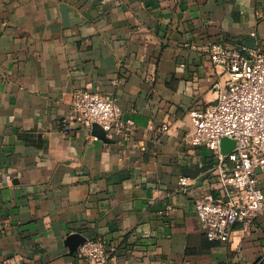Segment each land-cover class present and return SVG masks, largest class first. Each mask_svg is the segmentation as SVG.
Wrapping results in <instances>:
<instances>
[{"label": "crops", "instance_id": "obj_1", "mask_svg": "<svg viewBox=\"0 0 264 264\" xmlns=\"http://www.w3.org/2000/svg\"><path fill=\"white\" fill-rule=\"evenodd\" d=\"M215 41L264 52V0H0V264H82L75 234L117 245L108 264H264V218L220 242L196 213L228 190L187 136L227 78ZM83 88L117 99L129 139L63 130Z\"/></svg>", "mask_w": 264, "mask_h": 264}, {"label": "built area", "instance_id": "obj_2", "mask_svg": "<svg viewBox=\"0 0 264 264\" xmlns=\"http://www.w3.org/2000/svg\"><path fill=\"white\" fill-rule=\"evenodd\" d=\"M208 55L227 78L224 84H215L213 102L190 110L193 128L187 136L191 145L212 151L216 157L212 173L228 189L224 197L205 193L195 205L202 232L211 241L225 242L236 222L251 224L264 218V191L256 173L264 171V52L215 41L209 44ZM72 107L73 114L62 121L64 131L72 130L75 122L87 128L98 123L107 136L119 140L129 139L134 131L135 121L123 117L111 95L79 89L73 94ZM170 129L166 123L157 132ZM223 137L236 142L228 153L221 149ZM180 183L187 185L188 178L181 177ZM117 252V245L106 238H90L78 247L77 255L82 264H108Z\"/></svg>", "mask_w": 264, "mask_h": 264}, {"label": "water", "instance_id": "obj_3", "mask_svg": "<svg viewBox=\"0 0 264 264\" xmlns=\"http://www.w3.org/2000/svg\"><path fill=\"white\" fill-rule=\"evenodd\" d=\"M241 43L246 44L247 46H249L252 49L256 48L255 45V40L254 39H250V38H245L241 41H239ZM92 132L95 136L109 140L107 137V132L105 131V129L98 123H94L92 126ZM236 145L235 140L229 138V137H223L221 140V149L223 153H228L230 150H232ZM208 167H202V169H195L196 172L199 171H205ZM86 241V239L82 236H79L77 234L75 235H71L69 236L68 239V244L69 247L71 248L72 253H77L78 247L84 242Z\"/></svg>", "mask_w": 264, "mask_h": 264}]
</instances>
